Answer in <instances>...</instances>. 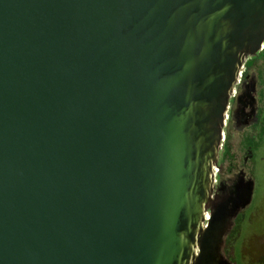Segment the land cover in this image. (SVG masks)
Here are the masks:
<instances>
[{"label": "water", "instance_id": "95a60500", "mask_svg": "<svg viewBox=\"0 0 264 264\" xmlns=\"http://www.w3.org/2000/svg\"><path fill=\"white\" fill-rule=\"evenodd\" d=\"M264 0H0V264H238L211 205Z\"/></svg>", "mask_w": 264, "mask_h": 264}, {"label": "flooded vegetation", "instance_id": "af4514ba", "mask_svg": "<svg viewBox=\"0 0 264 264\" xmlns=\"http://www.w3.org/2000/svg\"><path fill=\"white\" fill-rule=\"evenodd\" d=\"M236 128L241 130L242 133L247 131L253 133L264 132V48L255 57H251L246 61L240 82L236 86L235 95L231 98L226 121L224 150L217 173V187L211 205H215L226 198L230 194L234 182L239 177L242 175L246 179L252 177L246 169L251 165L254 149L258 143L253 141V144L244 145L245 138L253 139V135L247 133L248 136L246 135L242 140V155L238 159L235 158L236 154L231 144V138L235 134L231 130L235 131ZM227 172L229 174H226ZM251 206L252 203L239 214L234 226L228 233L224 244L226 255H228L231 248L230 239L235 227L240 225L241 220L246 216L245 211Z\"/></svg>", "mask_w": 264, "mask_h": 264}, {"label": "rangeland", "instance_id": "374dc122", "mask_svg": "<svg viewBox=\"0 0 264 264\" xmlns=\"http://www.w3.org/2000/svg\"><path fill=\"white\" fill-rule=\"evenodd\" d=\"M224 130L226 132V127ZM231 131L235 134L231 138V144L237 159L242 155V140L247 133L253 135V139L245 138L244 145L253 141L258 144L254 149L251 165L246 169L256 182L252 206L245 211L246 216L231 235V248L227 256L238 264H264V132L247 131L245 134L237 128ZM223 150L222 147L220 159Z\"/></svg>", "mask_w": 264, "mask_h": 264}, {"label": "built area", "instance_id": "2783aa9c", "mask_svg": "<svg viewBox=\"0 0 264 264\" xmlns=\"http://www.w3.org/2000/svg\"><path fill=\"white\" fill-rule=\"evenodd\" d=\"M243 72V71H242ZM242 75V74H241ZM241 78V77H240ZM240 82V81H239ZM239 84V83H238ZM237 84V85H238ZM235 92H236V88H235V91H234V94H233V96L235 95ZM227 118H228V116H227ZM219 170V169H218ZM218 170H217V173H218Z\"/></svg>", "mask_w": 264, "mask_h": 264}, {"label": "trees", "instance_id": "16d2710c", "mask_svg": "<svg viewBox=\"0 0 264 264\" xmlns=\"http://www.w3.org/2000/svg\"><path fill=\"white\" fill-rule=\"evenodd\" d=\"M220 160H221V159H220ZM236 228L238 229V226H237V227H235V230H236ZM235 230H234V231H235ZM234 231H233V232H234Z\"/></svg>", "mask_w": 264, "mask_h": 264}]
</instances>
